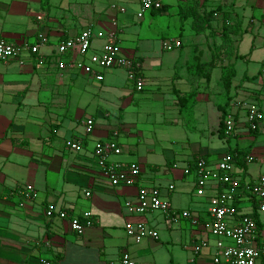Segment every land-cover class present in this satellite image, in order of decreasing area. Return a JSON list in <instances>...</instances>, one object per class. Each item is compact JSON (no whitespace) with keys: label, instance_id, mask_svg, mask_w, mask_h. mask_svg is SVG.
I'll use <instances>...</instances> for the list:
<instances>
[{"label":"crops","instance_id":"1","mask_svg":"<svg viewBox=\"0 0 264 264\" xmlns=\"http://www.w3.org/2000/svg\"><path fill=\"white\" fill-rule=\"evenodd\" d=\"M207 3L215 7L205 9ZM218 6L222 16L232 13L239 21L240 34L259 32L264 25V0H164L160 10L145 12L141 18L138 0H0V39L19 44L34 42L38 34L47 38L38 54L0 61V264H119L124 252L136 264H213L214 239L201 225L215 192L196 196L194 176L183 174V169L198 157L215 163L233 150L253 157L243 170L234 167L243 188L236 206L241 213L255 216L257 234L264 236V215L257 214L244 189L264 175L260 163L264 135L255 138L242 128L245 102L231 113L233 100H239L234 93L255 86L242 78L255 76L264 58L256 73L244 72L238 82L233 78L230 103L218 102L225 95L218 84L224 66L230 62L235 70L238 58L215 62L206 84L204 69L196 64L211 59H193L203 51L204 34H194L203 41L192 45L189 59L157 58L165 51V40L180 41L176 49L189 46L183 30L189 26L193 31L191 19L180 20L182 8L208 11ZM173 26L179 32L169 36ZM83 30L114 32L121 56L140 65L143 89H135L124 69L104 70L102 80L96 81L71 68L73 62L85 59L76 53L60 56L56 46ZM240 34L232 39L237 41ZM103 44L104 40L93 38L91 51H99ZM41 57L46 59L44 64L38 63ZM60 59L66 68L58 66ZM236 85L239 88L234 89ZM225 104L226 117L235 118L238 125L231 137L218 132V107ZM86 118L94 122L88 135L82 124ZM110 139L121 153L109 154V163L139 167L134 186L112 187L102 176L94 147ZM72 140L80 142L79 151L66 147ZM24 187L36 194L28 203L18 195ZM141 187L159 188L176 212H190L200 225L157 211L129 213L124 203L133 201ZM50 204L68 215L90 211L94 224L77 235L67 220L45 217ZM127 222H143L158 237L133 243L124 232ZM200 240L209 246L194 254L188 246Z\"/></svg>","mask_w":264,"mask_h":264},{"label":"built area","instance_id":"2","mask_svg":"<svg viewBox=\"0 0 264 264\" xmlns=\"http://www.w3.org/2000/svg\"><path fill=\"white\" fill-rule=\"evenodd\" d=\"M164 0H138L140 12L137 14L141 18L145 12L160 10ZM218 1V0H209ZM120 12L123 9L120 8ZM38 21L42 17H37ZM93 38L104 40V44L99 51H91ZM47 38L43 34H38L34 42L22 41L14 44L0 39V61H9L22 58L24 55H34L39 53V49L46 45ZM181 46L178 40H165L162 47L165 51H171ZM58 55L76 53L85 61L70 64L71 68H76L87 76L93 77L96 81L102 80L101 72L110 69H124L127 80L132 82L135 89H143V79L139 74L140 65L132 59H127L120 54V45L114 32L103 34L93 33L90 30H83L77 36L62 41L56 46ZM46 59H38L39 64H44ZM60 68H66L64 59L58 61ZM261 77L264 79V63L261 67ZM242 128L248 130L259 129L264 120L263 110L255 104L246 106ZM86 135L91 134L94 129V122L91 118L82 121ZM237 123L233 117H226L224 120V131L226 136L236 133ZM66 147L71 151H79L81 144L77 140L67 141ZM121 153L115 140L110 139L102 143H97L94 147L96 163L104 179L110 186H134L140 174L136 164L119 165L109 163V154L119 155ZM253 157L249 156L247 162H251ZM264 166V158L260 160ZM234 165L231 155L223 154L215 163H209L205 159L198 157L194 160L193 167L186 166L183 174L194 176V188L196 196H203L205 191L212 190L215 194L208 203V218L201 225L213 243V264H261L264 261V236L257 234L255 217L253 214L241 213L235 202L243 189L240 186V178L235 175ZM246 186V185H245ZM169 190L173 186L168 187ZM249 195L256 201V212L264 215V175H260L247 188ZM86 197L89 192L84 193ZM21 202L32 201L36 194L27 187L18 190ZM124 208L131 214L143 215L150 211L164 213L171 218L189 219L193 225H200L196 216H192L188 211L180 213L174 210L167 199L162 196L161 190L157 187H141L133 201H126ZM46 218L57 216L61 220H67L72 232L80 235L85 229L94 224V216L90 211H85L80 215H68L65 211L58 209L55 205H48L44 211ZM126 236L133 243H140L142 240L156 239L158 233L145 225L143 222H127L124 225ZM208 242L204 240L195 241L189 244L190 250L198 254L202 249L207 248ZM42 264H48L42 262ZM119 264H136L130 255L124 252L121 255Z\"/></svg>","mask_w":264,"mask_h":264},{"label":"rangeland","instance_id":"3","mask_svg":"<svg viewBox=\"0 0 264 264\" xmlns=\"http://www.w3.org/2000/svg\"><path fill=\"white\" fill-rule=\"evenodd\" d=\"M172 6L175 7V5H172ZM210 6L215 7V5L207 3L206 5H204V8L206 9V7L208 8ZM230 15H231V19H233L232 13ZM254 15L257 21L260 22L262 19L260 17V11L256 10L254 12ZM223 19L224 17L221 15V12H220L215 17L210 27L206 29L205 32L202 33L204 34L203 51L199 52L196 56L200 58L202 57L204 59H210L211 57H213L214 59H218L217 61L222 62L223 59H226L227 57L230 58V56H233L236 53L239 56V58L235 63L236 76L234 78V81L238 82V80L241 78L244 72H246V74L256 73V71L262 65L261 61L264 58V50L263 48H261L260 42L264 37V25H262L259 32H257L256 30H253V32H250L249 30L247 32H242L240 36L238 37L237 41H235L236 43L232 45V50L228 51L225 48V43L222 42L221 24H222ZM178 30L179 29H176L174 26L171 27L169 36L177 35V33L179 32ZM183 32L185 34L184 36L186 40L188 41L187 45L189 46L183 49H174L171 52L162 51V54L161 52H159L160 55L157 56L158 59L159 58L175 59L176 57L179 58L180 56L186 57L188 59L190 58V56L192 55V45L198 44L199 42H202L203 40H201V36L200 37L195 36L194 33H192L193 31L189 29V26H185ZM205 46L207 47V50ZM195 52H198V50L196 49ZM256 83L258 86L259 82H255L254 83L255 86H249L248 88L243 89V91H241L243 93H238V92L234 93L233 98L239 99V100L238 101L233 100V104L235 108L231 109V113H234L236 111V106L239 107L243 102H245L243 103V105H246V106L248 104H252L251 99L253 95L257 93L259 89L256 86ZM261 85L264 86V83ZM218 87H220V89H223L221 86V82L218 84ZM237 88L239 87L236 85L234 89H237ZM225 101L227 103H230V99L228 100L225 97V95L222 98L220 97L218 98L219 103H222ZM189 115H191V113Z\"/></svg>","mask_w":264,"mask_h":264},{"label":"trees","instance_id":"4","mask_svg":"<svg viewBox=\"0 0 264 264\" xmlns=\"http://www.w3.org/2000/svg\"><path fill=\"white\" fill-rule=\"evenodd\" d=\"M221 12L220 7H216L212 10H208L206 11L204 10H199V9H181L180 12V20H186L188 18L191 19V29L193 30L195 35H201L203 32L206 31V29H208L211 25V23L213 22V20L215 19V17ZM223 21L221 24V28H222V42L225 43V48L228 51L232 50V45L234 44L235 40L232 39V37H236L240 34V23L238 20H235L234 18L231 19V15L230 13H224L223 14ZM264 48V45H263ZM239 58L238 55L234 54L233 56L227 57V60L230 59H237ZM193 59H201L198 56H195ZM211 60L209 62L206 63H197L196 67H201L204 69L203 71V78L205 80V83L208 84L210 81V70L211 68L214 67L215 62H217L218 59H214L213 57L210 58ZM235 77V70H234V66L232 63L228 62L226 66H224L223 68V73H222V77L220 79L221 82V86L224 90L225 93V97L229 100L230 97H228V93L230 92L231 88H232V81L233 78ZM243 81L246 82H250V83H255V82H259L258 86L256 83V86L259 88L257 93L255 95H253L251 102L254 103L260 110H263L264 113V86H262L261 84L264 83V79L261 77V70L258 71V73L251 77H243L242 78ZM260 84V85H259ZM255 85V84H254ZM227 104V103H226ZM219 106L218 109L220 111V120H219V128H218V132L219 135H224L225 131H224V120L226 118V106ZM234 120L236 121V119L234 118ZM237 123V122H236ZM262 131V132H261ZM248 134L252 137H258L260 134L264 135V120H263V124L262 126L257 129V130H248ZM233 136V135H232ZM227 137H231V136H227ZM228 154L231 155V161L232 164L234 165V167L238 170H243L244 165L247 163V158H249V155L246 152H243L242 150H233V151H229L227 152ZM203 158V157H201ZM205 159V158H203ZM194 164V160L192 161V164L190 167H193ZM240 186H242V183H240ZM249 187V184H247L246 186H244V189L246 190ZM250 198L252 199V204L253 206L256 207V201L250 196ZM236 204V202H235ZM255 217V216H254Z\"/></svg>","mask_w":264,"mask_h":264}]
</instances>
